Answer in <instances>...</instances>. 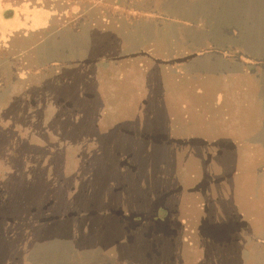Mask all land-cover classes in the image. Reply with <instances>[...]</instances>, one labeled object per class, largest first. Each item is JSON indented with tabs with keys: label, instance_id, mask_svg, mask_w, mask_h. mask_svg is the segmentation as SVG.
Listing matches in <instances>:
<instances>
[{
	"label": "rangeland",
	"instance_id": "374dc122",
	"mask_svg": "<svg viewBox=\"0 0 264 264\" xmlns=\"http://www.w3.org/2000/svg\"><path fill=\"white\" fill-rule=\"evenodd\" d=\"M40 1L52 12L0 0V224L22 218H68L72 237L83 229L92 247L97 242L106 247L122 230L112 219L118 212L111 211L122 196L126 198L125 193L112 194V187L128 185L130 201L139 209L149 195L140 180L149 164L158 173L164 153L148 142L182 146L173 133L180 113L190 122L203 121L196 113L178 112L176 91L198 89L206 98L209 88L230 85L240 95L243 84L253 82L223 80V75L255 68L264 72L258 63L249 65L256 61L257 50L223 47L239 45L255 25L264 33L259 31L264 16L230 15L237 9L231 6L238 3L234 0ZM254 19L261 22L259 27L255 21L245 22ZM214 74L222 77L213 80ZM181 105L190 108L188 102ZM183 124L187 127L180 134L190 127ZM122 153L134 158L113 159ZM153 179L160 190V179ZM161 194L155 214L148 217L151 223H165L172 213L165 204L167 196ZM102 217L109 230L103 235ZM170 224L167 236L173 240L155 236L144 240V228L152 227L146 224L136 229L131 241L134 253L124 244L118 257L133 254L143 262L139 254L147 247L151 254L144 264H173L152 255L157 251L169 256L180 244L177 225L173 220ZM128 227L123 224L124 231ZM2 232L0 244L10 241ZM62 236L63 232L61 244ZM67 238L65 233L66 243ZM77 251L71 243V253ZM89 256V251L81 256L83 261L88 258L84 264L100 259ZM78 259L72 255L71 264H78ZM101 259L103 264L113 260L108 255ZM0 260L12 263L14 253L10 256L0 248Z\"/></svg>",
	"mask_w": 264,
	"mask_h": 264
},
{
	"label": "crops",
	"instance_id": "0c3cea01",
	"mask_svg": "<svg viewBox=\"0 0 264 264\" xmlns=\"http://www.w3.org/2000/svg\"><path fill=\"white\" fill-rule=\"evenodd\" d=\"M234 1L238 3L231 6H237V9H233L234 12L230 15L254 18L257 17L254 14L264 16V0ZM28 6L52 12L44 5L36 4L35 0H31ZM246 21L253 25L255 21L258 27V23H261L257 19ZM49 26L50 24L45 29ZM232 29L234 27L229 28ZM259 31L264 32V28L259 27ZM252 33L260 35L253 39L248 38ZM262 34L264 33H259L255 25L254 31H246L245 38L239 45L231 42L229 46L226 44L223 47L257 50L256 58L254 57L256 61L244 63H258L262 70L264 52L258 51L264 49ZM217 43L208 41V45L221 47ZM256 69L223 75V80L238 77L237 80L250 79L253 82L248 86L247 83L243 84L238 91L240 95L230 85H224L218 90L209 88L206 98L205 91L198 89L176 91L178 112L196 113L203 121L190 122L187 116L180 113L179 120L176 118L178 121L173 123V133L176 131L175 138L183 143L182 146H167L158 141L148 142L164 153L158 173H154V164H149L150 167L146 168L143 179L140 180L149 195L139 209L130 201L132 197L129 196L128 185L122 184L116 189L112 187V194L125 193L126 197L122 196V200L111 211L118 212L117 217L113 214L112 219L114 223L120 222L118 224L122 226L120 235L113 240L114 245L104 247L97 242L92 247V241L83 229H80L78 237H72L68 218L12 219V222L0 224L4 237L10 239L3 241L0 248L7 250L10 256L14 253L15 257L9 264H71L72 255L79 258L78 264H84L88 258L83 261L81 256L87 251L91 253L89 257L100 258L95 264H103L101 258L104 255L113 259L112 262L104 264H144L151 254L147 252V247L139 254L144 260L142 262L136 260L133 254L128 258L118 257L120 246L130 245L134 253L131 241H135L136 229H141L146 224L153 228H144V240L154 236L173 240L167 236L172 229V220L177 225L174 231L178 233V242H181L169 256L153 251L155 258H162L173 264H264V245L259 242L264 241V72ZM219 76L222 77L218 74L212 75L213 80ZM244 90L247 92L241 94ZM183 101L190 103V108L183 109ZM239 105L242 108H238ZM184 122L190 124V131L180 134L181 129L187 127ZM118 136L127 139L122 135ZM167 150L173 152L167 154ZM133 158L131 154L122 153L118 159H113L123 162ZM154 177L160 179V190L156 189ZM160 194L167 196L165 204L172 213L165 223H151L148 217L155 214V202ZM182 214L186 216L182 217ZM65 220L68 222L65 223ZM103 222L102 217L99 219V232L102 235L108 230ZM123 224L130 227L124 231ZM65 233L68 236L67 243L64 240ZM49 235L54 237L51 242H47ZM189 240L193 242H187ZM88 241L90 246L87 245ZM71 243L73 251L78 250L75 255L71 253Z\"/></svg>",
	"mask_w": 264,
	"mask_h": 264
},
{
	"label": "trees",
	"instance_id": "16d2710c",
	"mask_svg": "<svg viewBox=\"0 0 264 264\" xmlns=\"http://www.w3.org/2000/svg\"><path fill=\"white\" fill-rule=\"evenodd\" d=\"M8 2L12 4L13 6L22 5V4H25L28 6L31 4V0L28 2L26 0H8ZM35 3L39 5H43L40 0H35Z\"/></svg>",
	"mask_w": 264,
	"mask_h": 264
}]
</instances>
